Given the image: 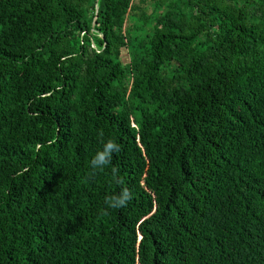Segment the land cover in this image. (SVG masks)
<instances>
[{
  "label": "trees",
  "instance_id": "1",
  "mask_svg": "<svg viewBox=\"0 0 264 264\" xmlns=\"http://www.w3.org/2000/svg\"><path fill=\"white\" fill-rule=\"evenodd\" d=\"M0 264H264V0H0Z\"/></svg>",
  "mask_w": 264,
  "mask_h": 264
},
{
  "label": "clouds",
  "instance_id": "2",
  "mask_svg": "<svg viewBox=\"0 0 264 264\" xmlns=\"http://www.w3.org/2000/svg\"><path fill=\"white\" fill-rule=\"evenodd\" d=\"M99 136L103 137V132L99 133ZM122 150L121 145L116 143L112 139H108L106 142L102 141V148L98 150L90 161V166L94 170L92 175L96 174V171H103L106 166L110 165L113 159L114 153H119ZM112 180L116 185H123L124 181L119 178L117 167H112ZM132 199V193L127 187H120V190L116 193L108 195L104 199L106 209L103 214L107 215L108 209H121L127 206Z\"/></svg>",
  "mask_w": 264,
  "mask_h": 264
},
{
  "label": "rangeland",
  "instance_id": "3",
  "mask_svg": "<svg viewBox=\"0 0 264 264\" xmlns=\"http://www.w3.org/2000/svg\"><path fill=\"white\" fill-rule=\"evenodd\" d=\"M148 12H150V10H148ZM141 13V10L137 9L136 10V14L135 15H140ZM130 25H133V26H138L139 23H137V21L135 20H130L127 22V27L128 28ZM152 25V24H151ZM131 58H132V54H131V51L127 48H124L123 49V53H122V59L124 61V65L127 67L129 66L130 62H131ZM172 67V66H171ZM170 76H172V74H169ZM131 79V77H128V81ZM136 102V99L134 98H131V104L134 105Z\"/></svg>",
  "mask_w": 264,
  "mask_h": 264
}]
</instances>
